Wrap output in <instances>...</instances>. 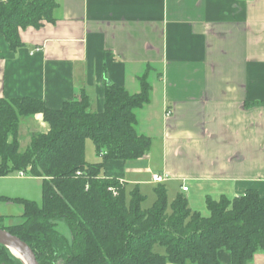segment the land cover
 Wrapping results in <instances>:
<instances>
[{
  "label": "crops",
  "instance_id": "crops-1",
  "mask_svg": "<svg viewBox=\"0 0 264 264\" xmlns=\"http://www.w3.org/2000/svg\"><path fill=\"white\" fill-rule=\"evenodd\" d=\"M55 2V21L20 28L15 51L0 33V98L37 97L58 109L83 92L96 112L105 85L137 93L143 76L150 100L136 111V129L151 138L150 150L108 160L101 176L128 192L175 186L190 207L193 196L201 204L247 189L264 197V0ZM21 128L29 133L24 150L30 133L49 126L42 113L20 117V147ZM153 173L167 178L154 182ZM41 183L27 173L0 176V196L37 202ZM22 212L21 203L0 201L5 225ZM218 259L230 264L229 252L220 249ZM249 264H264V252Z\"/></svg>",
  "mask_w": 264,
  "mask_h": 264
},
{
  "label": "trees",
  "instance_id": "trees-1",
  "mask_svg": "<svg viewBox=\"0 0 264 264\" xmlns=\"http://www.w3.org/2000/svg\"><path fill=\"white\" fill-rule=\"evenodd\" d=\"M56 5L0 0V33L10 49L21 46L20 28L54 22ZM139 83L137 93L105 85L103 108L96 112L83 92L58 109L37 97L0 98V176L23 171L42 178L40 202L0 196L23 205L21 221L0 228L26 242L39 264H220V249L229 252L230 264H249L256 251L264 252V197L257 190L206 196L203 215L182 193L169 203L163 184L143 208L145 196L136 187L128 192L118 179L101 176L108 160L126 162L150 150L151 138L136 129V111L149 102L151 86L143 76ZM36 113L48 131L31 134L20 150L19 118ZM86 139L99 161H86ZM58 220L69 228L70 241L57 229ZM0 264L21 262L0 245Z\"/></svg>",
  "mask_w": 264,
  "mask_h": 264
},
{
  "label": "rangeland",
  "instance_id": "rangeland-1",
  "mask_svg": "<svg viewBox=\"0 0 264 264\" xmlns=\"http://www.w3.org/2000/svg\"><path fill=\"white\" fill-rule=\"evenodd\" d=\"M23 125L25 126V124H23ZM21 129L24 130L25 128H21ZM27 133L28 132L25 131L24 137H23L22 146L20 147V145H19V149L20 150L23 149V147H24L23 145L28 141V134L29 133L28 134ZM31 134L32 133H30V135ZM29 143H30V140H29ZM28 144H27V146H28ZM85 159L88 162L100 160L98 155L95 152L94 145H93L91 139H86V141H85ZM178 187H179V185H178ZM173 190L175 191V186H173L172 189L167 191L169 203L172 201V199L176 195V191H175L174 194H172ZM178 191H181V190L178 189ZM140 192L145 196V200L142 202V207L143 208L150 207L153 204L154 199H155L153 188L151 186H143V188L140 190ZM35 199H37V202H40V200H41V188H40V190H35ZM192 200H195V201H193V203H191L192 209L199 210L203 215H208V210H207L206 205H205L204 202H202V204H201L200 199L198 197H196V196H193ZM2 217L3 218L0 220V225H5L6 224L5 221H4L5 216H2ZM20 218L21 217H18V219H20ZM13 219L14 220L11 223H8L7 226L21 221V220H18L17 218H15V217ZM56 227L61 233H63L68 238L69 241L71 240L70 230H69V228L67 227V225L65 224L64 221L58 220L56 222Z\"/></svg>",
  "mask_w": 264,
  "mask_h": 264
},
{
  "label": "water",
  "instance_id": "water-1",
  "mask_svg": "<svg viewBox=\"0 0 264 264\" xmlns=\"http://www.w3.org/2000/svg\"><path fill=\"white\" fill-rule=\"evenodd\" d=\"M0 245L5 246L13 256L20 260L21 264H39L29 245L7 229L0 228ZM13 250L19 254L16 255Z\"/></svg>",
  "mask_w": 264,
  "mask_h": 264
},
{
  "label": "built area",
  "instance_id": "built-area-1",
  "mask_svg": "<svg viewBox=\"0 0 264 264\" xmlns=\"http://www.w3.org/2000/svg\"><path fill=\"white\" fill-rule=\"evenodd\" d=\"M168 113V112H167ZM18 175L22 176L24 175L25 173L23 171H19L17 172ZM79 173V172H77ZM167 178V175L166 174H159V173H153L152 176H151V179L154 181V182H162L164 181L165 179ZM187 190V186L183 185L182 186V191H186Z\"/></svg>",
  "mask_w": 264,
  "mask_h": 264
},
{
  "label": "bare ground",
  "instance_id": "bare-ground-1",
  "mask_svg": "<svg viewBox=\"0 0 264 264\" xmlns=\"http://www.w3.org/2000/svg\"><path fill=\"white\" fill-rule=\"evenodd\" d=\"M13 252L16 254V255H18L19 253L18 252H16L15 250H13Z\"/></svg>",
  "mask_w": 264,
  "mask_h": 264
}]
</instances>
